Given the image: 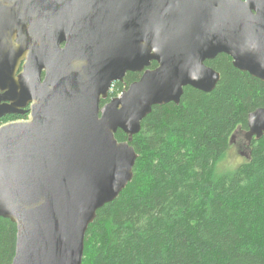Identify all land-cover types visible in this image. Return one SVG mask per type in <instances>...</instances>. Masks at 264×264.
<instances>
[{
  "label": "water",
  "instance_id": "1",
  "mask_svg": "<svg viewBox=\"0 0 264 264\" xmlns=\"http://www.w3.org/2000/svg\"><path fill=\"white\" fill-rule=\"evenodd\" d=\"M220 54L264 82V0H0V117L30 105L0 125L12 264L83 263L98 210L134 177L142 121L187 86L213 91ZM128 72L141 77L102 105ZM248 127V144L264 137V107Z\"/></svg>",
  "mask_w": 264,
  "mask_h": 264
},
{
  "label": "trees",
  "instance_id": "2",
  "mask_svg": "<svg viewBox=\"0 0 264 264\" xmlns=\"http://www.w3.org/2000/svg\"><path fill=\"white\" fill-rule=\"evenodd\" d=\"M206 64L221 74L213 91L187 86L180 104L156 105L142 121L134 177L98 210L82 264H264V137L235 168L221 166L264 107V82L226 54ZM140 77L128 72L102 105ZM16 242V224L0 217V264H12Z\"/></svg>",
  "mask_w": 264,
  "mask_h": 264
},
{
  "label": "rangeland",
  "instance_id": "3",
  "mask_svg": "<svg viewBox=\"0 0 264 264\" xmlns=\"http://www.w3.org/2000/svg\"><path fill=\"white\" fill-rule=\"evenodd\" d=\"M120 94L121 93H119V95ZM245 132H241V131L237 132L235 139L232 142V146L230 148L228 156L226 157L225 160H223L221 164L222 168H235L246 158V155L248 154L249 151L247 148L249 144L247 143Z\"/></svg>",
  "mask_w": 264,
  "mask_h": 264
},
{
  "label": "flooded vegetation",
  "instance_id": "4",
  "mask_svg": "<svg viewBox=\"0 0 264 264\" xmlns=\"http://www.w3.org/2000/svg\"><path fill=\"white\" fill-rule=\"evenodd\" d=\"M14 42L17 43V37L14 38ZM65 45V43H62V47ZM21 68L18 70L17 72V75L19 74V72L22 70V66H20ZM45 76V70L42 71V78H44ZM4 94V92H2L0 90V97L1 95ZM4 103V101H2ZM20 110H23L24 112L23 113H14V114H6L5 116H2L0 118L4 119L1 123H6V122H9V121H15V120H24V119H27L28 116H29V113H30V105H27L26 107L24 108H21Z\"/></svg>",
  "mask_w": 264,
  "mask_h": 264
}]
</instances>
